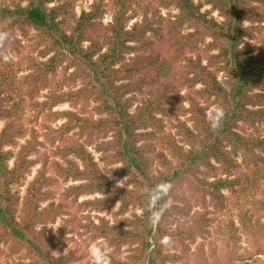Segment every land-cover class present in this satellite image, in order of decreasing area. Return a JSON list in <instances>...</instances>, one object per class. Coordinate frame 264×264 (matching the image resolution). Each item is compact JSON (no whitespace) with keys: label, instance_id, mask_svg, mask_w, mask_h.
<instances>
[{"label":"trees","instance_id":"16d2710c","mask_svg":"<svg viewBox=\"0 0 264 264\" xmlns=\"http://www.w3.org/2000/svg\"><path fill=\"white\" fill-rule=\"evenodd\" d=\"M52 1L0 0V31L11 34L5 50H19L17 33L30 30L41 47V58L0 69V254L12 257L5 264H91L77 248L63 252L73 228L87 245L131 248L126 260L109 253L111 264H264V0H94L80 15L79 0ZM108 8L112 21L104 23ZM91 102L104 117L83 114ZM62 104L72 108L55 109ZM212 105L222 120L218 110L209 115ZM37 165L24 196L13 190ZM241 166L249 172L231 178ZM59 181L73 182L60 202ZM164 182L170 191L151 207L152 189ZM237 186L236 218L219 219L224 191ZM252 190L258 194L245 198ZM131 208L141 212L127 217ZM199 237L206 241L188 256Z\"/></svg>","mask_w":264,"mask_h":264},{"label":"rangeland","instance_id":"374dc122","mask_svg":"<svg viewBox=\"0 0 264 264\" xmlns=\"http://www.w3.org/2000/svg\"><path fill=\"white\" fill-rule=\"evenodd\" d=\"M65 1L66 0H53L49 5L53 6V5H56V4L65 2ZM93 1L94 0H79L76 3L75 9H74L75 12L77 13V15H80L84 10H86V11L90 10ZM148 1H150V0H133L134 4H136V5L142 4V3H146ZM195 1L196 2H199V1L202 2L204 0H195ZM202 10L208 12L210 17L214 18L215 20H217L219 22L222 21V17L219 15V12L217 10H215L212 7V5L204 4ZM169 11L177 12V10L175 8H172L171 10H167V9H164V8L162 9V13L164 15H167ZM140 20H141V17L138 16L135 19L131 20L128 25L132 26L134 23L139 22ZM111 21H112V11L110 10V8H108L106 14L104 15L103 22L104 23H109ZM17 35H18V39L20 40V42L18 44L19 50H16V51L11 50V51H9V53H11V55L13 57V59L10 61V64L15 69H16V67L19 66L17 61L21 57H24V56L27 57V56L33 55L36 58H41L40 57L41 47H38V45H37V41L38 40H37V38H35L36 37V33H35L34 30H30L28 36L23 35V33H21V32H18ZM7 63L8 62H5V60L3 58H0V69H3V67L5 68ZM219 79L221 81H223L225 79V76H224L223 73H221L219 75ZM78 86H80V82L78 83ZM46 93H47L46 90L42 91L38 95V99L39 100L45 99ZM137 97L141 101L142 95L138 94ZM95 106H96V103L95 102H91L86 107V109L84 110L83 114L85 116L94 117V118L104 117L105 115L97 114V112L94 109ZM70 108H72V107L69 106V104H62V105L57 106L55 109L56 110H68ZM77 110L79 111V109H77ZM216 110H218L217 106L216 105H212L210 107V109L208 110L209 115H211L212 112L216 111ZM62 122H63V120H60L55 125H61ZM164 125L167 128V130H168L169 122H165ZM3 126H4V122L1 121L0 122V130L2 129ZM149 130L152 131L155 135H158V133L154 129H151V128H149V129H147L145 131H149ZM108 138H111V137H108ZM88 148H89V151L92 152V154L94 155L96 161L99 162V165L101 166V168H104L103 162L100 161V155L101 154L96 150L95 145H90V146H88ZM13 150L16 151L17 147H13ZM12 163H13V161H10V166L12 165ZM39 167H40L39 165L33 167L32 172L30 174H28L26 179L22 183L14 185L12 187V189L19 191L20 194L22 196H24V194L26 193V189H27L28 184L30 183V181L36 175ZM247 172H249V170H245V168L243 166H241V167H239V169L237 171H234V174L231 176V178H241L242 179L244 177V174L247 173ZM113 180L117 184L125 186L126 178H114L113 177ZM71 183H73V182L59 181L54 186V190L56 192V201H58V202L61 201L62 193L64 192V190ZM260 184H261L262 187H264V178L261 179ZM240 189H241V187L237 186L236 189H235V190H237L236 192H232L231 190H225L224 191V194L226 195L227 200H228V204H227L225 210L222 213L216 214L219 219L225 220V219H228V218H236V212H237V209H238L237 203H238V197H239L238 191H240ZM257 194H258L257 191L252 190L250 193L245 194L244 197L245 198L247 197V199H250L254 195H257ZM87 198H93V196H84L80 200L87 199ZM118 208H119V205L116 204L114 206L113 210L116 211V210H118ZM140 212H141L140 210H137V209L135 210V209L131 208L127 212L126 216L127 217H132L134 215V213H140ZM91 215H92L93 218H96V216L99 215V216H106L111 221H113V219H114V216H113L112 212L111 213L110 212H105V213L92 212ZM261 222L264 224V217L261 218ZM61 224H62V220L58 219L55 224H49V227L57 228ZM215 224H216V222L213 223V225L210 227V231H211V237H209L210 239H213L214 236L217 235L215 233L216 230L214 229L216 227ZM73 229H74V231L70 234V236H72L73 240L70 242V244L66 248L63 249V252H65L67 249H70V248H77V249L80 250L81 253H85L86 254L85 261L88 260V259L91 261V258L88 255V246L89 245L86 244L85 236L84 235H80L81 233L76 231L75 228H73ZM242 239H243V241L241 243V249H242L241 251H244L248 247V243L246 241V235L243 234L242 235ZM201 241H206V239H203V238L199 237V238H197L195 243H191V244L188 243L189 244V247L187 248L188 256L190 254H192V253L194 254L197 251V246H198V244ZM218 244H219V242H218ZM206 246H208V244ZM3 249H4L3 250L4 252L2 254H0V264H5V262H7V260L12 258V257L9 258L7 256V254L5 253L6 252L5 248H3ZM109 253H112L114 255V257H116V258H120L122 260H126L127 256L131 253V248L129 246H124L120 251H118L116 253L113 252L112 250H109ZM259 257H260V260L264 261V255L259 256ZM12 260H14V258ZM12 260H10V261H12ZM260 262H258L257 259H253V260L242 261V262H238V263L239 264H260ZM144 264H150L149 260H146ZM176 264H180V263H176Z\"/></svg>","mask_w":264,"mask_h":264},{"label":"clouds","instance_id":"9594fccd","mask_svg":"<svg viewBox=\"0 0 264 264\" xmlns=\"http://www.w3.org/2000/svg\"><path fill=\"white\" fill-rule=\"evenodd\" d=\"M10 36L11 34L9 32L0 31V58H3L5 62H10L13 59L11 53L5 50V44L10 39ZM218 114L222 120L224 116L222 108L218 109ZM170 189L171 185L167 182L156 185L149 195L150 206L155 207V203L162 200L168 194ZM153 215H155V213ZM170 239V237H164L163 242L167 244ZM88 255L91 258V264H111L109 245L106 241H90L88 246Z\"/></svg>","mask_w":264,"mask_h":264}]
</instances>
